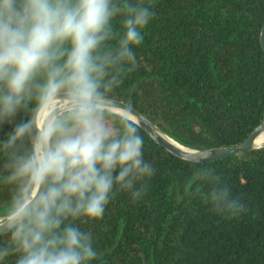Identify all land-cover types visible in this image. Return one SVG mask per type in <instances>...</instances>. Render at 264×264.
Segmentation results:
<instances>
[{
  "label": "clouds",
  "instance_id": "clouds-1",
  "mask_svg": "<svg viewBox=\"0 0 264 264\" xmlns=\"http://www.w3.org/2000/svg\"><path fill=\"white\" fill-rule=\"evenodd\" d=\"M153 3L0 0V184L10 189L0 264H92L94 236L80 223L100 219L117 192L143 196L155 169L134 110L114 93L139 67ZM196 176L214 212L245 210L211 168Z\"/></svg>",
  "mask_w": 264,
  "mask_h": 264
},
{
  "label": "trees",
  "instance_id": "trees-1",
  "mask_svg": "<svg viewBox=\"0 0 264 264\" xmlns=\"http://www.w3.org/2000/svg\"><path fill=\"white\" fill-rule=\"evenodd\" d=\"M151 8L155 15L134 49L139 67L114 99L188 148L239 144L264 118V0H154ZM138 131L154 175L141 198L117 192L100 219L80 223L94 236L92 264H264V145L196 162L172 154L140 125ZM7 162L0 152V176ZM201 167L245 204L241 214L211 209L197 183ZM9 197V187L0 184V218ZM8 237L0 235V242Z\"/></svg>",
  "mask_w": 264,
  "mask_h": 264
},
{
  "label": "water",
  "instance_id": "water-1",
  "mask_svg": "<svg viewBox=\"0 0 264 264\" xmlns=\"http://www.w3.org/2000/svg\"><path fill=\"white\" fill-rule=\"evenodd\" d=\"M260 43L264 50V25L260 34ZM116 100V99H115ZM62 101V100H59ZM117 105H128L131 109L134 110V117L139 121V125L160 145L164 146L167 150H169L172 154L186 160L196 161V162H204V161H214L220 160L223 158H227L233 155L238 154L239 152H247L256 147V142L259 134L264 131V118L261 123L239 144L227 147H215L204 150H195L188 148L179 142V146L174 145L165 139L160 132H162L151 120H149L145 115H143L140 111H138L133 106L122 102L120 100H116ZM35 106L33 107V109ZM33 115L31 111L29 114L30 118ZM164 133V132H163ZM173 139V138H172ZM174 140V139H173ZM262 147V146H260ZM5 234V233H4Z\"/></svg>",
  "mask_w": 264,
  "mask_h": 264
},
{
  "label": "bare ground",
  "instance_id": "bare-ground-1",
  "mask_svg": "<svg viewBox=\"0 0 264 264\" xmlns=\"http://www.w3.org/2000/svg\"><path fill=\"white\" fill-rule=\"evenodd\" d=\"M59 101V100H58ZM37 117L39 115V113H36ZM40 117V115H39ZM160 134L165 138L167 139L169 142L173 143L174 145L176 146H179V144L173 140L170 136H168L167 134L163 133V132H160ZM256 147H260V146H263L264 145V131L259 134L258 138H257V142H256Z\"/></svg>",
  "mask_w": 264,
  "mask_h": 264
},
{
  "label": "rangeland",
  "instance_id": "rangeland-1",
  "mask_svg": "<svg viewBox=\"0 0 264 264\" xmlns=\"http://www.w3.org/2000/svg\"><path fill=\"white\" fill-rule=\"evenodd\" d=\"M63 105V101H58L57 102V106H62Z\"/></svg>",
  "mask_w": 264,
  "mask_h": 264
}]
</instances>
